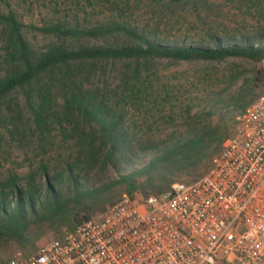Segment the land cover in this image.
<instances>
[{
    "label": "trees",
    "instance_id": "trees-1",
    "mask_svg": "<svg viewBox=\"0 0 264 264\" xmlns=\"http://www.w3.org/2000/svg\"><path fill=\"white\" fill-rule=\"evenodd\" d=\"M201 1L101 0L95 24L65 18L36 27L43 45L16 10L0 7V129L28 161L24 173L0 174V264L18 250L35 253L48 235L63 237L124 194L158 196L207 174L236 116L264 90V23L182 40L162 34L164 15ZM241 1L264 20V0ZM141 4L158 17L154 26L139 20ZM230 58L253 63L251 77L233 63L195 91L152 80L163 60Z\"/></svg>",
    "mask_w": 264,
    "mask_h": 264
},
{
    "label": "built area",
    "instance_id": "built-area-1",
    "mask_svg": "<svg viewBox=\"0 0 264 264\" xmlns=\"http://www.w3.org/2000/svg\"><path fill=\"white\" fill-rule=\"evenodd\" d=\"M8 264H264V90L203 177L158 196L124 194Z\"/></svg>",
    "mask_w": 264,
    "mask_h": 264
},
{
    "label": "rangeland",
    "instance_id": "rangeland-1",
    "mask_svg": "<svg viewBox=\"0 0 264 264\" xmlns=\"http://www.w3.org/2000/svg\"><path fill=\"white\" fill-rule=\"evenodd\" d=\"M0 7L4 9L12 7L18 12L26 25L25 31L28 37L37 45L47 43L48 38L38 32L36 27L65 18L70 22L78 19L85 25L86 22L95 24L103 18L105 11L101 0H0ZM138 14L140 21L149 20L153 26L158 21V17L152 14L151 9L145 4L140 5ZM262 23L264 20L257 14V9L252 8V14H249L241 0H206L199 2L197 9L188 7L174 16L164 15L160 29L162 34L172 40H182L185 35L191 38L202 35L207 30L221 35L226 32L247 31ZM233 63L238 64L243 73L251 77L254 65L246 59L230 58L223 63H174L163 60L157 65L152 80L159 83V86L186 84V88L195 91L199 86L197 82H202L204 78L218 82L223 77L222 74L227 75L230 72V64ZM233 129L234 123L231 132ZM0 131V174L5 173L8 168H15L20 173H24L28 164L25 153L2 133V129ZM54 238L57 237L50 234L40 241L38 246ZM18 253L29 255L22 250H18L15 255Z\"/></svg>",
    "mask_w": 264,
    "mask_h": 264
}]
</instances>
